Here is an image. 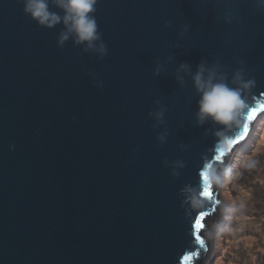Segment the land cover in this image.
Returning a JSON list of instances; mask_svg holds the SVG:
<instances>
[{
    "label": "water",
    "instance_id": "obj_1",
    "mask_svg": "<svg viewBox=\"0 0 264 264\" xmlns=\"http://www.w3.org/2000/svg\"><path fill=\"white\" fill-rule=\"evenodd\" d=\"M95 7L103 58L71 40L58 47L60 26L39 27L19 0H0V264H200L217 189L194 211L182 189L202 184L204 165L216 168L264 108V9L254 0ZM201 60L243 66L256 81L221 150L215 127L196 126L190 85L174 77L179 63ZM157 107L160 126L148 116Z\"/></svg>",
    "mask_w": 264,
    "mask_h": 264
},
{
    "label": "clouds",
    "instance_id": "obj_2",
    "mask_svg": "<svg viewBox=\"0 0 264 264\" xmlns=\"http://www.w3.org/2000/svg\"><path fill=\"white\" fill-rule=\"evenodd\" d=\"M19 2L22 5L23 14L37 26L48 30L60 26L61 30L58 32L56 41L58 47H63L66 42L71 40L74 46H82L85 52H94L101 58L107 55V45L98 30L94 14L97 0H19ZM254 3L258 9H264V0H254ZM227 22L230 23L231 19ZM164 26L168 27L169 25L166 22ZM184 31H187V26ZM163 70V66L158 63L153 71V76H159ZM174 77L181 88L190 85L192 93L196 97L194 115L196 126L202 127L208 123L217 129L214 133L217 138V150L230 144L231 137L227 132L240 126L243 114L249 107L248 97L256 86L255 79L247 75L243 66L227 70L217 60L211 63L201 60L194 69L191 64L181 62L175 67ZM156 103L159 104L158 101ZM263 111L264 108L259 113ZM164 115L163 107H157L154 112L148 113L149 118L154 119L155 126L164 124ZM250 127L248 131H250ZM243 137L236 144L230 146L224 155L240 143ZM165 138L166 133H160L157 136L161 142ZM247 166H251V163L249 162ZM229 171L226 167L220 171L206 163L200 173L203 183L186 186L182 189L185 202L190 206V209L194 211L203 208L204 198L209 194V185L220 184ZM216 205L215 198L213 207ZM224 211L228 212L230 209L225 208Z\"/></svg>",
    "mask_w": 264,
    "mask_h": 264
},
{
    "label": "rangeland",
    "instance_id": "obj_3",
    "mask_svg": "<svg viewBox=\"0 0 264 264\" xmlns=\"http://www.w3.org/2000/svg\"><path fill=\"white\" fill-rule=\"evenodd\" d=\"M225 167L229 174L211 184L216 213L202 221L209 246L200 264H264V111L216 168Z\"/></svg>",
    "mask_w": 264,
    "mask_h": 264
},
{
    "label": "snow or ice",
    "instance_id": "obj_4",
    "mask_svg": "<svg viewBox=\"0 0 264 264\" xmlns=\"http://www.w3.org/2000/svg\"><path fill=\"white\" fill-rule=\"evenodd\" d=\"M249 118L251 119V117H249ZM245 129H247V125H245ZM231 143H233V141H231ZM231 143H230V144H231ZM222 155H223V153L221 152V153H220V156H217L216 159L219 160L220 157H221ZM208 195H209V194H208ZM205 215H207V213H201V214H200V218H198V219L195 220V223H194L193 227H195V228L198 229V228L201 226V219H202V217L205 216ZM196 239H197V240H200V237L197 235ZM200 243H201V245H203V241H202V240H200Z\"/></svg>",
    "mask_w": 264,
    "mask_h": 264
},
{
    "label": "bare ground",
    "instance_id": "obj_5",
    "mask_svg": "<svg viewBox=\"0 0 264 264\" xmlns=\"http://www.w3.org/2000/svg\"><path fill=\"white\" fill-rule=\"evenodd\" d=\"M215 208H216V206L214 207V210H213L212 212L209 213L210 215H213L214 212L216 213Z\"/></svg>",
    "mask_w": 264,
    "mask_h": 264
}]
</instances>
